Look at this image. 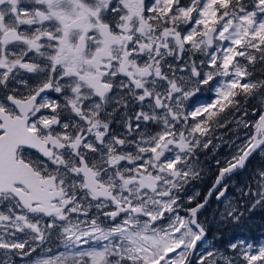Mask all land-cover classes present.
Instances as JSON below:
<instances>
[{"label": "snow or ice", "instance_id": "6c2138e0", "mask_svg": "<svg viewBox=\"0 0 264 264\" xmlns=\"http://www.w3.org/2000/svg\"><path fill=\"white\" fill-rule=\"evenodd\" d=\"M257 210L264 0H0V264H264Z\"/></svg>", "mask_w": 264, "mask_h": 264}, {"label": "rangeland", "instance_id": "374dc122", "mask_svg": "<svg viewBox=\"0 0 264 264\" xmlns=\"http://www.w3.org/2000/svg\"><path fill=\"white\" fill-rule=\"evenodd\" d=\"M207 94H205L206 96ZM205 97H201V101ZM257 212L263 213L261 216L256 215ZM264 228V211L257 210L251 213L246 219L245 223L240 228L229 227L226 229V239H231L233 237H244L250 240L259 241L264 243V233L262 229Z\"/></svg>", "mask_w": 264, "mask_h": 264}, {"label": "trees", "instance_id": "16d2710c", "mask_svg": "<svg viewBox=\"0 0 264 264\" xmlns=\"http://www.w3.org/2000/svg\"><path fill=\"white\" fill-rule=\"evenodd\" d=\"M261 214H263V213H260V212H257V213H256V215H258V216H261ZM262 231H263V233H264V228L262 229Z\"/></svg>", "mask_w": 264, "mask_h": 264}]
</instances>
